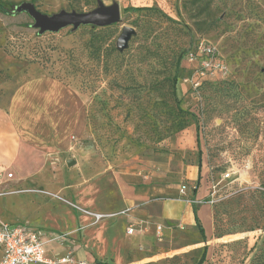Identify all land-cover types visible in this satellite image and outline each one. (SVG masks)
<instances>
[{"label": "rangeland", "instance_id": "1", "mask_svg": "<svg viewBox=\"0 0 264 264\" xmlns=\"http://www.w3.org/2000/svg\"><path fill=\"white\" fill-rule=\"evenodd\" d=\"M1 1L8 9L28 2L49 15L88 11L99 1L120 9L99 59L90 46L93 25L40 33L25 11L0 12V104L15 107L26 137L19 163L4 171L18 179L7 188L81 216L63 240L80 249L83 229L117 216L104 249L119 256L134 238L124 264H261L254 254L264 240V0ZM124 26L135 33L120 51ZM202 38L229 72L193 89L183 80L182 54ZM181 185L186 192L173 204L205 205L204 236L193 219L170 234L152 218L146 228L124 223L127 213L157 201L158 189ZM213 187L212 205L195 202ZM106 207L115 215L96 222L88 213ZM62 209L42 214L61 226L70 221ZM128 224L134 232L125 236Z\"/></svg>", "mask_w": 264, "mask_h": 264}, {"label": "crops", "instance_id": "2", "mask_svg": "<svg viewBox=\"0 0 264 264\" xmlns=\"http://www.w3.org/2000/svg\"><path fill=\"white\" fill-rule=\"evenodd\" d=\"M4 103L5 101L0 104V221L7 223H23L53 233L74 231L78 222L84 221L81 216L76 217V215L66 207L57 205L51 200H46L34 192H14L7 188L11 184H16L18 179H13L12 173H5L4 171L19 163V156L25 145L26 137L21 136L17 131L15 107L11 105L8 110H5V108H3ZM200 188L201 187H199V189ZM176 193H179V188L174 186H165L158 189L155 195H159L160 197L156 199L157 201L149 204V207H147L148 209L146 208L147 212L141 209H134L127 213V218H125L124 223L126 224L128 220L133 221V223H138L140 220L143 228H146L145 221L152 218L156 223L159 222L163 225L166 234H170L173 230L172 227L176 224L182 228V226H185L191 219L197 223L195 215L198 222L199 219L203 222L202 210H204L203 207L205 205L200 204L197 207H193L190 202L182 200L173 204L176 199L178 200V198H175ZM177 195L179 196L180 194ZM196 196L200 197L201 193L198 191ZM166 200L170 201L166 202ZM45 207L49 208L48 213L63 208L62 210L69 215L70 221H66L65 223L61 222V226L52 223L48 213L42 214V208ZM104 210L103 213L111 211L110 207H106ZM205 215L209 221L208 209H205ZM116 220L117 216L107 218L83 229L81 232V234H83V245H81V249L77 240L74 241V246L72 244L70 245L68 242L64 243L65 241L62 244L57 242L46 243V256L49 258L61 257L71 246L74 248L73 252L75 251L76 258L79 260L83 259L95 264H124L127 249H130L136 242L134 238L131 244L124 245L122 251H120L121 253L119 252V256H116L114 251L110 250L111 248H108L107 252L104 249V245L115 235L112 226ZM127 227H125V236H129L126 233ZM76 236L78 237L79 234L77 233ZM1 256L2 249L0 248V259ZM102 260H105L107 263H103Z\"/></svg>", "mask_w": 264, "mask_h": 264}, {"label": "built area", "instance_id": "3", "mask_svg": "<svg viewBox=\"0 0 264 264\" xmlns=\"http://www.w3.org/2000/svg\"><path fill=\"white\" fill-rule=\"evenodd\" d=\"M186 62L190 65L189 75L184 77L193 89H196L203 79H216L218 76L224 77L229 69L221 53L207 39H199L185 55ZM228 173L223 175L228 177ZM210 191L206 199H196V203L215 202L216 191ZM180 193L185 194L186 185H181ZM93 219L98 222L103 218L115 215L114 213L88 212ZM158 230L161 226L156 227ZM126 231L132 233L134 229L128 226ZM65 233H53L43 231L23 223H7L0 221V248L2 256L0 264H95L86 260H79L73 256L72 251H67L58 258L46 256V243H62Z\"/></svg>", "mask_w": 264, "mask_h": 264}, {"label": "water", "instance_id": "4", "mask_svg": "<svg viewBox=\"0 0 264 264\" xmlns=\"http://www.w3.org/2000/svg\"><path fill=\"white\" fill-rule=\"evenodd\" d=\"M13 11H25L29 14L33 19L32 26L37 28L40 33L44 31L54 32L68 25H71L73 29L79 25L104 27L117 22L120 17V9L117 3L105 5L100 1L95 8L88 11L61 10L49 15L39 11L28 2L20 3L14 7ZM134 33L135 29L133 27L124 26L116 39V48L120 51L126 48L130 37ZM66 163L70 166L75 164V160L68 159Z\"/></svg>", "mask_w": 264, "mask_h": 264}, {"label": "trees", "instance_id": "5", "mask_svg": "<svg viewBox=\"0 0 264 264\" xmlns=\"http://www.w3.org/2000/svg\"><path fill=\"white\" fill-rule=\"evenodd\" d=\"M145 9H150V8H146L144 7ZM140 9H143V7H128V8H125L124 10H127V11H130V10H133V11H136V10H140ZM76 11V10H75ZM0 12L4 13V14H15L17 12H14L13 9H8L4 4L3 2L0 0ZM109 28L110 26H104V27H96V26H93L91 27V48L93 50V55L96 59H99L102 55V45L101 44H104L107 40V38L109 37V34H108V31H109ZM96 43V44H94ZM185 55H186V51L182 54V59L184 60V65L182 66V71H183V76H187L189 75L190 73V70H191V67L190 65L186 62L185 60ZM225 60V59H224ZM226 62V60H225ZM227 63V62H226ZM227 76H224V77H221V76H218L215 81L217 79H224L225 78L227 79ZM205 81H211V79H203L201 81L202 82H205ZM213 81V80H212ZM200 83V84H201ZM199 84V85H200ZM183 127V126H181ZM264 194V192H263ZM195 219L197 221V228L200 232V234L202 236H204V229L203 227L200 225V223L198 222V219L196 218V215H195ZM263 227H264V224H263ZM252 230V229H250ZM264 236V234H263ZM254 257L257 258V263H261V264H264V240H263V246L261 247V249H259V253L258 254H254ZM202 261L200 262H197L196 264H201Z\"/></svg>", "mask_w": 264, "mask_h": 264}]
</instances>
